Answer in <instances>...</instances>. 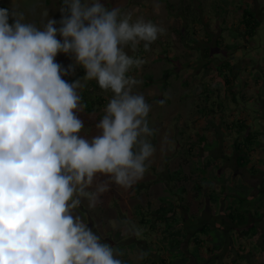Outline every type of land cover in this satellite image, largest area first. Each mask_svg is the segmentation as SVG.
Masks as SVG:
<instances>
[{
    "label": "rangeland",
    "instance_id": "rangeland-1",
    "mask_svg": "<svg viewBox=\"0 0 264 264\" xmlns=\"http://www.w3.org/2000/svg\"><path fill=\"white\" fill-rule=\"evenodd\" d=\"M101 2L108 8L118 6L120 14H130L133 21L143 18L163 28L147 49L143 42L135 50L125 46L129 55L142 61L139 66L133 65L126 75L136 81L132 91L142 94L150 105L146 119L154 131L147 139L155 150L146 161L144 174L133 184L127 188L112 184L91 207L82 198L75 213L102 242L119 251L122 261L152 264L161 258L167 260L170 252L185 251L186 246H191L184 240L180 248L170 250L161 231L163 224L153 231L145 222L144 217L153 220L155 210L168 204L163 198H170L177 204L176 212L182 222L178 226L184 227L187 233L193 234L204 224L215 230L208 236L200 234L210 244H213V235L217 236V242L223 243L215 250L217 257L212 258L213 264H230L241 243L250 253H245L238 264H264V0L249 3L259 14L260 25L246 43L248 48L234 50L217 48L214 41L225 36L228 43L244 42L243 37H237L241 28L236 7L243 0ZM0 7L10 13L16 10L23 16V22H31L38 28L50 18L59 21L62 15L61 0H0ZM13 19L10 15L9 24ZM194 30L195 36L209 33L213 41L191 42ZM57 38L60 39L59 34ZM204 46H212L209 59L202 52ZM223 60L233 64L232 73L236 76L233 87H226L218 76L216 68ZM55 61L66 69L62 79L68 82L79 79L80 97L84 91L80 100L83 110H74L84 125L78 135L86 139L99 135L101 130L96 124L112 93L101 89L96 81L86 80L83 67L74 63L70 53L58 52ZM70 64L73 67L69 70ZM206 82L211 83L207 91L204 90ZM95 94L106 102H95L92 112L85 111L84 107L87 102L92 103ZM205 104L214 107V113L200 115L198 108ZM238 118L260 131L261 143L252 150L251 164L255 170L251 164L249 169L236 163L234 134L229 126ZM99 178L105 179L102 175ZM198 183L202 185L200 193L195 188ZM213 194L218 200L211 198ZM237 196L244 198V204L254 213H263L261 217L254 214L249 221V225H257L262 230L257 239L242 234L237 240L240 234L228 217L229 206Z\"/></svg>",
    "mask_w": 264,
    "mask_h": 264
},
{
    "label": "clouds",
    "instance_id": "clouds-1",
    "mask_svg": "<svg viewBox=\"0 0 264 264\" xmlns=\"http://www.w3.org/2000/svg\"><path fill=\"white\" fill-rule=\"evenodd\" d=\"M60 11L38 28L0 7V264H125L74 210L146 170L150 105L132 91L126 73L142 61L125 46L147 49L163 28L101 0H61ZM58 52L112 93L91 139L78 135L81 85L62 79Z\"/></svg>",
    "mask_w": 264,
    "mask_h": 264
},
{
    "label": "trees",
    "instance_id": "trees-1",
    "mask_svg": "<svg viewBox=\"0 0 264 264\" xmlns=\"http://www.w3.org/2000/svg\"><path fill=\"white\" fill-rule=\"evenodd\" d=\"M250 2H253V0H243L242 3H239L236 5L237 10L240 14L239 23L241 32L237 35V37H243L244 42L242 40L240 42L236 43H228L225 40V36H220V38L216 39L214 41L215 46L220 49H227V50H234L238 49L239 47L248 48L247 44L250 42V39H252L255 36V33L258 29V26L260 25L259 20V14L256 12L255 9H253L252 6L249 5ZM193 21V20H192ZM187 31V29H185ZM188 32V31H187ZM189 33V32H188ZM193 36L191 37V42L195 43L199 40H203L205 43H211L213 41L212 37L209 35V33H205L202 36H195L197 33L195 30L192 32ZM196 37V38H195ZM247 43V44H246ZM212 46H204L203 48V54L204 57L208 58L211 55L212 52ZM218 71V76L222 78L223 83H225L226 87H233L235 85V77L232 73L233 64L230 60H223L221 64L216 68ZM95 80H92L94 82ZM211 83L206 82L204 90H208V86L210 87ZM88 89V88H87ZM86 89V90H87ZM83 94L84 91L81 93V100H83ZM96 95V94H95ZM205 96H209L208 93L205 92ZM95 97V96H94ZM93 97L92 103H88L86 107H84L85 111L92 112L95 107V102L102 104L103 102H106V100L101 97V95H96V99ZM233 99L237 102V96L233 93ZM198 111L200 115H208L209 113H214V107L209 106L208 104L201 105V107L198 108ZM229 131L233 135L232 144L235 151V159L236 163L240 167H246L249 168V165L252 162V150L257 147L260 142V131L253 130L251 128V124L247 123L245 120H242L240 118L237 119V122H235L233 125L231 124L229 126ZM202 140H205V138H202ZM251 169L255 170V167L251 164ZM250 169V168H249ZM179 171H175L174 173H178ZM173 175H176L174 174ZM196 191L198 193L201 192L202 185L198 183L196 186ZM183 190V188H181ZM262 193H264V188H262ZM213 200H218L217 195H210ZM235 201L230 204L229 209L230 212H228V217L231 221V223L236 227V231L241 235H238L239 238L237 240H240L242 238V234L245 235L243 237H247L249 239H257L260 234L262 235V230L259 226L250 224L249 221L251 217H254L255 215H258L261 217L263 214L253 212L250 208L246 207L245 199L241 197H234ZM168 200V204L161 205L158 209L155 210V214L153 217V220L150 218L144 217L145 222L149 223L148 225L151 227V230L156 231L158 229V226L160 224H163L161 231L163 230V233H165V239L168 241L169 248L172 250V248H180V244L183 243L184 240H187L188 244H191V246H186L185 251L180 250L177 253H171L169 256H167V260L165 258H161L159 262L152 261V264H173L175 261H177V264H213V259L217 257V254L215 253V250L218 248H221V245L223 244L221 241L217 242V236L213 235V239L211 240L213 244H210L209 241H207L205 238H203L200 234L203 235H211V231L215 232V230H211V228L208 225H203L202 228L193 234L187 233L185 231L184 227L178 226L182 224L180 217L177 215L176 207L177 204L174 201H171L170 198H163V200ZM143 219V218H142ZM143 223V222H142ZM148 226V227H149ZM185 226V223H184ZM245 226V228H244ZM143 232V231H142ZM145 234V232H143ZM233 236V234H231ZM233 239V237H232ZM145 240V239H143ZM210 241V242H211ZM264 241V240H263ZM205 249L206 253L202 252V250ZM236 251L238 252L237 255L232 259V262L230 264H238V261H240L244 256L245 253H250L248 248H244L243 244H239L238 247H236ZM210 252V253H207ZM186 252V253H185ZM187 252L189 254H187ZM207 255H204V254ZM245 254V255H244ZM189 255V256H188ZM212 256V257H211ZM213 258V259H212ZM205 261V262H204ZM125 264H135L131 262L124 261ZM227 264V263H225ZM229 264V263H228Z\"/></svg>",
    "mask_w": 264,
    "mask_h": 264
},
{
    "label": "crops",
    "instance_id": "crops-1",
    "mask_svg": "<svg viewBox=\"0 0 264 264\" xmlns=\"http://www.w3.org/2000/svg\"><path fill=\"white\" fill-rule=\"evenodd\" d=\"M237 250V249H236ZM239 262V261H238Z\"/></svg>",
    "mask_w": 264,
    "mask_h": 264
}]
</instances>
